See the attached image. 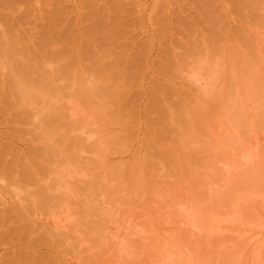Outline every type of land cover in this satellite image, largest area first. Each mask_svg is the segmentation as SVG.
Masks as SVG:
<instances>
[{
	"label": "rangeland",
	"instance_id": "1",
	"mask_svg": "<svg viewBox=\"0 0 264 264\" xmlns=\"http://www.w3.org/2000/svg\"><path fill=\"white\" fill-rule=\"evenodd\" d=\"M1 56L38 69L51 121L25 135L0 83V172L71 190L36 224L0 201V264H264V0H0ZM220 96L226 120L200 115Z\"/></svg>",
	"mask_w": 264,
	"mask_h": 264
},
{
	"label": "bare ground",
	"instance_id": "2",
	"mask_svg": "<svg viewBox=\"0 0 264 264\" xmlns=\"http://www.w3.org/2000/svg\"><path fill=\"white\" fill-rule=\"evenodd\" d=\"M35 60V59H34ZM5 61H4V59H3V57L1 56V58H0V79H1V84L4 82V81H6L5 83H7V87H4L3 89H5V90H7V92L6 93H8L7 95H8V97L10 98V101H9V104H7L6 102H8L7 100L8 99H6V97H7V95H5L6 97L4 98V93H5V90H4V93H3V99L1 100L2 101V103H3V101H4V103H3V105L5 106L6 105V107H7V109H11L10 111L12 112L13 111V109L14 110H19V111H17L16 113L18 114V112H19V116H21L20 118H17V120L18 119H21V122L23 123H20V125L17 123L16 125H19V127L21 126V124H22V129L24 128V126L26 127V126H29L30 127V129L29 130H27L26 128H24V129H26V131L24 132L25 133V135H29V134H32V136H33V138H34V140H35V142L37 141V142H39V122L41 123L40 125H41V127L43 128V127H47V126H49L50 125V121L51 120H49L50 119V116H49V118L48 117H43V118H40V119H42V120H39V114L41 113V115H42V112L40 111L41 109H43L44 108V105H45V101L46 100H49V95H45V94H42L40 91H39V75H37V76H35V77H32L33 76V74L34 75H36L37 74V72H38V69L36 68L35 70H30V72H28L29 74V76L28 75H26L27 74V71L28 70H26V72H25V74H22V72H21V75L19 74L18 75V69H16V71H15V69L14 68H16V67H12L14 70L12 71V69H11V67L9 66V65H6L5 63H4ZM34 66V65H33ZM37 66V65H36ZM32 69V68H31ZM7 70H8V72H7ZM37 70V71H36ZM15 71V72H14ZM25 70H23V72H24ZM31 71H32V73H31ZM35 71H36V74H35ZM229 72V71H228ZM227 72V74L225 75V77H224V83L226 82V83H228L229 82V79H227V76L229 75V73ZM30 73H31V75H30ZM252 73L253 74H255L256 75V73L258 74V72L257 71H252ZM240 74H241V72L240 71H237V79H236V82H237V84H235L234 85V83H233V85L235 86V88L236 89H238V91H241L242 93H244V94H246V95H250L249 94V88L246 86V85H244L243 84V82H241L242 81V76H240ZM191 77L192 78H194V80H195V82H201L202 80L204 81V78H205V74H201V73H199L198 71H195V72H193V74H191ZM233 77H234V75H233ZM5 78H6V80H5ZM0 84V86H2ZM1 88V87H0ZM57 89L55 90V92L56 93H59V88L58 87H56ZM2 89V90H3ZM227 88H225L224 90H226ZM213 93H208L206 96H207V98H209V99H213ZM0 96H1V91H0ZM57 99H60V100H62V101H64V103H60V107L61 108H64V109H67L68 110V112H67V116H68V119L70 120V121H68V122H71V124L72 125H75L74 123H75V121H76V114H75V110H76V108H75V103H74V86L73 85H71V86H68V87H65V89H64V93H63V96H58V97H56ZM39 102H40V108H39ZM2 103H0V104H2ZM10 103H11V105H12V107L10 108L9 106H10ZM225 103V101H224V97L223 96H220L218 99H216L215 101H214V104H212L211 106L210 105H207V107H205V110H203V111H201L200 112V115H203L204 117L206 116L207 117V113H208V111L209 110H211V112H212V115H213V113L216 115V116H220L221 117V119L222 120H226V118H227V115L226 114H224V112H225V108L223 107V104ZM9 105V106H8ZM4 106H3V108H2V112L1 113H3V112H7V113H5L3 116L5 117V118H7L5 115H7V116H9V114L11 113H9L8 114V112H9V110H7L6 108V110H4L3 111V109H4ZM45 107H46V105H45ZM0 108V109H1ZM40 109V110H39ZM21 111V112H20ZM14 112V111H13ZM40 112V113H39ZM15 113V112H14ZM15 113V114H16ZM49 114H50V112H48ZM47 114V113H46ZM200 115H199V117H200ZM66 116V117H67ZM8 119V118H7ZM7 119H6V121H7ZM24 119V121H22ZM44 124V126H42ZM69 124V123H68ZM70 125V124H69ZM68 125V126H69ZM86 125H84V127H85ZM70 127H71V125H70ZM87 127V126H86ZM19 130H20V128H19ZM14 131V130H13ZM69 132H71V129H70V131ZM27 133V134H26ZM14 138V137H13ZM1 142V141H0ZM29 142H31V140L29 141ZM7 143V142H6ZM7 145H8V143H7ZM6 145V146H7ZM11 147V146H10ZM35 148H37V147H35V146H33L32 147V149H34L33 151L35 152ZM33 151H32V153H33ZM67 151V150H66ZM14 153H15V151H14ZM14 153H13V157H14ZM11 154V153H10ZM9 154V155H10ZM18 154V153H17ZM26 154H28V153H26ZM30 155H31V153H29ZM35 154V153H34ZM4 155H6L5 153H4ZM11 156V155H10ZM34 156V155H33ZM36 157H37V159H38V161H39V150H38V152L36 153V155H35ZM64 156V155H63ZM66 156V155H65ZM65 156L62 158V156H61V158H62V162H64L63 161V159L65 158ZM70 156V155H69ZM35 157V158H36ZM59 158H60V156H58ZM57 157V158H58ZM3 158V157H2ZM5 158H6V156H5ZM17 158V157H16ZM30 158H31V156H30ZM60 158V159H61ZM26 159H29V158H26ZM33 159V158H32ZM66 159H68L67 160V162L68 163H71L72 164V161L71 162H69V159L71 160V157H69V158H66ZM3 160V159H2ZM72 160H73V158H72ZM8 161V160H7ZM9 161H10V159H9ZM28 161V160H27ZM52 162V161H51ZM58 162H60V161H58ZM61 162V163H62ZM8 163V162H7ZM14 163V162H13ZM12 163V164H13ZM22 163V162H21ZM26 163V165L28 164L27 162H25ZM53 163V162H52ZM32 164H33V161H32ZM32 164H31V166H32ZM50 164V163H49ZM59 164V163H58ZM64 164H65V166H67V163L66 162H64ZM70 164V166H72L73 167V164L71 165ZM0 165H1V162H0ZM18 165V164H17ZM23 166H25V164L23 163L22 164ZM22 165H20V167L22 166ZM28 165H30V163L28 164ZM27 165V166H28ZM42 165V164H41ZM2 167H5L6 166V164H3V165H1ZM8 166V165H7ZM27 166H25V168H27ZM36 166H37V164H36ZM36 166H35V168H36ZM47 166L50 168V166H52V165H48L47 164ZM81 166V165H80ZM18 167H19V165H18ZM42 167H43V165H42ZM41 167V169L39 168V162H38V167L36 168V169H31V176H32V179H30V178H27V181H25V179L23 180V179H21L20 177H17V176H14L13 178H11V177H9L10 175H9V173H8V175H6V174H4V173H1L0 172V201H1V203H2V201H3V205H7V204H12V206H14L17 210H18V212H19V217H20V219L22 218V217H27V218H31L32 219V222H33V224H36L37 222H39V206L40 207H42V206H44V208H45V205H46V208L45 209H48V211H50V209H52L51 210V212H53V208H54V206H55V204H54V202L57 200V203H60V204H62V193H59V190H61V187L62 188H64V187H66L67 188V186L69 185V181L67 180V179H65L67 176H65L66 174L65 173H67V172H65L64 173V177L65 178H63V177H61L62 176V170H61V173H60V171H58V170H60V167H59V165H56V167L55 168H57L58 170V172H59V174H60V177L59 176H57V178H50L49 179V181L50 180H52V183H51V181H50V183H49V181H48V179L46 180V181H48V183H49V185H48V183H47V185H46V182H45V178H43L42 177V175H43V173L45 172L46 173V175H48V177H49V175L51 174L52 175V177H53V174H57L56 173V169H54L53 167L51 168V170L52 171H54L55 170V172H51V170L49 169V168H47V167H45L44 166V168H42ZM29 168H31V167H28L27 168V170L29 169ZM61 168H64L63 167V164H62V166H61ZM75 169H76V172H77V169L78 168H76V167H74ZM79 168H81V167H79ZM15 169H17V167L15 168ZM39 169L41 170V174H39ZM49 169V170H48ZM44 170V172H42ZM15 171V170H14ZM25 171V175H27L26 173V169L24 170ZM29 171V170H28ZM66 171H68V169L66 170ZM71 171V170H70ZM70 171H69V173H70ZM78 172H80V171H78ZM77 172V173H78ZM22 173V172H21ZM53 173V174H52ZM73 173V172H72ZM81 173V172H80ZM16 175V174H15ZM19 175H20V173H19ZM45 174H44V177H46V178H48L47 176H46ZM58 175V174H57ZM39 176H41L42 178H43V180H44V182H41L40 184H39ZM55 176V175H54ZM69 176L71 177L72 176V174L70 173L69 174ZM24 177V176H23ZM56 177V176H55ZM78 177V176H77ZM25 178H26V176H25ZM71 178H73V176L71 177ZM29 179V180H28ZM65 180H66V182H65ZM73 180V179H72ZM69 183H68V182ZM74 182H75V180H73ZM72 183V184H74L77 188H80V186H78V182H77V184H76V182L75 183ZM42 183H44V185H42ZM53 184V186L51 187V185ZM72 184H70L71 186H72ZM39 185H42L41 187L43 188V187H45V188H41L42 189V191H41V189H40V191L41 192H43L44 193V195L43 196H45V194L48 192H50V191H52V195L53 196H57V194L58 195H60L59 197V199H57V197L55 198V197H52V195L51 196H47V195H49V194H47L45 197H43L42 196V199H41V197H39ZM51 187V188H50ZM81 187H83V186H81ZM70 188V189H69ZM45 189V190H44ZM52 189V190H51ZM68 189L69 190H71V187H69L68 186ZM44 190V191H43ZM54 190V191H53ZM67 190V189H66ZM72 190H73V187H72ZM46 192V193H45ZM56 194V195H54V193ZM73 193V197H75L74 195V193H76V192H74V191H72ZM42 193V194H43ZM65 193V192H64ZM64 193H63V197L66 195H68L67 193H65V195H64ZM76 195L78 196V193H76ZM79 195H81L80 193H79ZM248 195V194H247ZM65 196V198H68V196L66 197ZM248 196H250V195H248ZM70 197V196H69ZM79 197V196H78ZM82 197H83V194H82ZM50 198V199H49ZM71 198V197H70ZM242 198V197H241ZM244 198V197H243ZM242 198V199H243ZM41 199V200H40ZM54 199V200H53ZM74 199H76V198H74ZM80 199V198H79ZM252 199V198H251ZM51 200H53L52 201V203H50L51 202ZM68 200V199H67ZM71 200L72 199H70V202H71ZM77 200L78 199H76L75 200V202H77ZM50 201V202H49ZM59 201V202H58ZM39 202H41L40 203V205H39ZM47 202H49L48 204H47ZM64 202H66V201H64ZM63 202V203H64ZM72 202H73V200H72ZM81 202H82V200H81ZM42 203H43V205H42ZM56 203V202H55ZM56 203V204H57ZM50 204H54V206L53 207H50ZM50 207H48V206ZM51 205V206H52ZM56 207V206H55ZM6 209V208H5ZM44 209V210H45ZM7 210H8V208H7ZM42 210H43V208H42ZM71 211V210H70ZM23 213V214H21V213ZM43 212V211H42ZM45 212V211H44ZM46 212H47V210H46ZM45 212V213H46ZM51 212H49L50 213V215H51ZM55 212H56V210H55ZM64 212V211H63ZM72 212V211H71ZM14 213V212H13ZM48 213V212H47ZM45 214V215H48V214ZM57 213V212H56ZM73 213V212H72ZM7 214H8V211H7ZM15 214V213H14ZM43 214V218L45 219V217H44V213H42ZM22 215V216H21ZM23 215H25V216H23ZM61 215V214H60ZM9 216V215H8ZM8 216H6V217H8ZM54 216V215H53ZM10 217V216H9ZM25 217V218H26ZM52 217V216H51ZM55 217H56V215H55ZM65 217V216H64ZM26 218V219H27ZM47 218V217H46ZM17 219V218H16ZM25 219V220H26ZM8 220V219H7ZM6 220V221H7ZM23 220V219H22ZM28 220V219H27ZM53 220V219H52ZM55 220V219H54ZM21 221V220H20ZM72 221V220H71ZM135 221V220H134ZM29 222V221H28ZM8 223V222H7ZM10 223V222H9ZM58 224L59 223H57V226H58ZM62 225V224H61ZM76 225H78V222L76 223V224H73V226H76ZM79 225H81V224H79ZM130 226V225H129ZM32 227V226H31ZM30 227V228H31ZM80 227V226H79ZM83 227V226H82ZM81 227V228H82ZM33 228V227H32ZM32 228H31V230H32ZM55 228V227H54ZM63 228V227H62ZM61 228V229H62ZM73 229H75L74 227H73ZM69 230V229H68ZM68 230H67V232H68ZM70 230H72L71 229V227H70ZM65 231V230H64ZM72 232V231H71ZM76 232V231H75ZM37 234V233H36ZM58 234V233H57ZM58 235H60V234H58ZM71 235V234H70ZM38 236V235H37ZM65 236V235H64ZM61 237V236H60ZM72 237V236H71ZM36 238V237H35ZM62 238H63V235H62ZM67 238V237H66ZM75 238V237H74ZM39 239V238H38ZM71 238H69V240H70ZM72 240H76V239H73L72 238ZM79 241V240H78ZM63 242H65V241H63ZM73 242V241H72ZM67 243V242H66ZM75 243H76V241H75ZM78 243H80V241L78 242ZM174 244H175V242H174ZM63 245V244H62ZM77 246V245H75V244H72V246ZM80 245V244H79ZM165 252V251H164ZM171 253H173V252H171ZM164 253H162V255L161 256H159L160 257V259H162V256L163 257H165L166 258V256L165 255H163ZM167 254H168V252H167ZM75 257V256H74ZM164 258V259H165ZM74 259V258H73ZM75 260V259H74ZM81 261V260H80ZM83 261V260H82ZM161 261V260H160Z\"/></svg>",
	"mask_w": 264,
	"mask_h": 264
}]
</instances>
